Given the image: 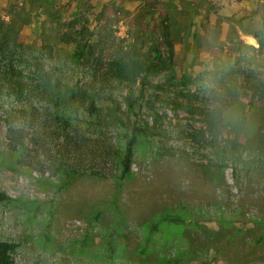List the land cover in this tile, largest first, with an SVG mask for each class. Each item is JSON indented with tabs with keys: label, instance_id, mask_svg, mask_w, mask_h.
Returning a JSON list of instances; mask_svg holds the SVG:
<instances>
[{
	"label": "rangeland",
	"instance_id": "rangeland-1",
	"mask_svg": "<svg viewBox=\"0 0 264 264\" xmlns=\"http://www.w3.org/2000/svg\"><path fill=\"white\" fill-rule=\"evenodd\" d=\"M262 16L264 0H0V26L28 48L22 80L39 64L76 93L69 165L100 173L17 165L6 119L23 102L0 92V242L18 245L13 264H264ZM76 44L91 46L80 63ZM129 48L145 62L157 50L142 88L111 67ZM19 115L29 139L40 129ZM134 123L145 133L119 179Z\"/></svg>",
	"mask_w": 264,
	"mask_h": 264
},
{
	"label": "trees",
	"instance_id": "trees-1",
	"mask_svg": "<svg viewBox=\"0 0 264 264\" xmlns=\"http://www.w3.org/2000/svg\"><path fill=\"white\" fill-rule=\"evenodd\" d=\"M10 28L0 26V92L5 89L14 93L17 100L23 102L17 111L9 114L6 119L7 140L10 150L14 153L15 163L19 166H26L36 170L45 171L48 167L53 173L59 174L67 171L70 175L77 174L79 176H100V173L88 167L84 171H78L71 167L68 162L69 154L64 155V151L68 152L69 142L65 139L72 127V105L76 101V93L74 89L63 85L52 74L44 72L43 66L33 64L35 75L32 72V79L29 82L22 80V71H18L20 64L26 58V46L17 43V38L10 33ZM166 48L168 49V61L166 65H171L173 60V45L166 32H162ZM258 45V51H264V16L261 17V29L253 34ZM83 46L76 44L74 48V61L80 63L81 59L91 52V46H88V52L83 50ZM49 55L51 48H48ZM155 50H153V53ZM156 54L151 60L140 61L135 48H129L126 52H122L118 58L111 63V67L115 69V73L120 76L124 75L129 79L136 80L139 78V85L142 88L146 78L152 75L158 66V56ZM28 60V59H27ZM26 60V62H27ZM31 65V64H30ZM36 76V77H35ZM37 98L43 105L42 113H36L31 106V99ZM139 98H143V90L139 91ZM90 110L93 112V102H91ZM29 122L36 121L33 125L39 128L30 138H26L22 129L13 125V115H18ZM36 113V114H35ZM12 115V116H11ZM41 119L43 121L41 122ZM36 123H38L36 125ZM210 127H215L216 121L210 118L208 121ZM57 132L64 134L65 143L61 149L58 143H51L52 136H56ZM145 130L135 123L129 131V137L125 143L122 154L117 161V170L119 171V179H122L130 171L133 156V146L136 140L144 136ZM66 137V138H67ZM48 139V140H47ZM62 151H60V150ZM66 152V153H67ZM42 155V156H41ZM41 158V159H40ZM71 172V173H70ZM7 198L0 194V200ZM49 225L44 226L42 237L47 240V232ZM151 231L156 230V226L152 224ZM18 245L13 242H0V264H13L12 255L15 253ZM109 250V249H108Z\"/></svg>",
	"mask_w": 264,
	"mask_h": 264
}]
</instances>
